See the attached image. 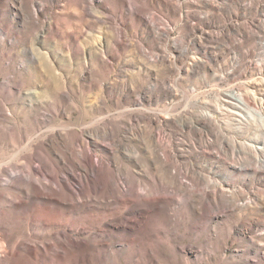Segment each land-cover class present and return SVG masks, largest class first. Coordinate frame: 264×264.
I'll return each mask as SVG.
<instances>
[{
	"label": "rangeland",
	"instance_id": "1",
	"mask_svg": "<svg viewBox=\"0 0 264 264\" xmlns=\"http://www.w3.org/2000/svg\"><path fill=\"white\" fill-rule=\"evenodd\" d=\"M0 264H264V0H0Z\"/></svg>",
	"mask_w": 264,
	"mask_h": 264
},
{
	"label": "bare ground",
	"instance_id": "2",
	"mask_svg": "<svg viewBox=\"0 0 264 264\" xmlns=\"http://www.w3.org/2000/svg\"><path fill=\"white\" fill-rule=\"evenodd\" d=\"M111 141L114 140L113 136H112V133L109 132L107 135H106ZM152 141V142H151ZM150 141V144H149V147H148V152L152 155L153 158H151V160L153 161V164L155 161H158V160H161L163 161L162 158H160L158 155H157V149L158 148V145L160 144L159 141L156 139L155 135H154V139H151ZM61 144L65 150V152L70 156L72 157L73 154L70 150V147L68 146V144L64 141V140H61ZM160 146V145H159ZM161 147V146H160ZM59 155V164H62L63 166L66 165V166H70L71 163L68 161L67 157L63 154V153H58ZM77 166L81 169V172H82V175L78 177V181H77V184L80 187H82L83 183L85 182H89L91 184L90 186V192H88V195L86 196L87 198H91V194H97L99 192H106L107 193V198L111 197L109 194L113 195L114 193V190L117 191V188H112V187H107V181L105 180L104 178V175L103 174H98L97 175V169L92 165L90 166V170H89V167H86V166H83L81 164H77ZM91 172V173H90ZM161 173H165L166 170H161L160 171ZM116 173H117V176L115 177V179L117 180H120L122 182H125V181H129V178H128V175H127V172L123 169H120L118 166L116 168ZM168 175L163 179V181L161 180L160 183H164L166 186H169L171 189H174L175 186H174V183L172 182L171 178H172V175L173 173L171 174L170 172H167ZM10 176H12V174H10ZM35 176H36V179L33 181L32 180V176H31V173L28 171L26 172V175L24 177V180H25V188H24V198L25 197H30V196H34L35 198L39 199V197L43 196V192L42 191H39L41 189H39V186H37V184L40 183L39 181V178H46L43 174L39 173V172H35ZM49 177V176H48ZM50 180H52L51 177H49ZM55 181V180H54ZM51 181H49L50 183ZM34 184V185H33ZM55 184L57 185V187L59 188V192L63 194V196L65 198H67L68 200L72 201V199H80L79 198V191H76V193L74 195L72 194H65L64 191L62 190L63 189V186H61L59 184V182L56 180ZM63 184V183H62ZM44 189V188H43ZM42 189V190H43ZM66 189V188H65ZM142 190H146V192L150 195V194H153L151 193L149 190H147V188L143 187ZM10 196H8L7 198V202L12 205V199L13 198H16V199H20V197H15V195H11L9 194ZM60 195V194H59ZM62 196V195H60ZM78 196V197H77ZM72 197V199H71ZM96 199H98V196H94Z\"/></svg>",
	"mask_w": 264,
	"mask_h": 264
}]
</instances>
